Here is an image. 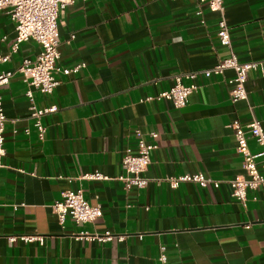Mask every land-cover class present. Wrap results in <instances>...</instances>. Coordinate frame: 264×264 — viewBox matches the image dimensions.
Wrapping results in <instances>:
<instances>
[{"label": "crops", "instance_id": "1", "mask_svg": "<svg viewBox=\"0 0 264 264\" xmlns=\"http://www.w3.org/2000/svg\"><path fill=\"white\" fill-rule=\"evenodd\" d=\"M232 49L242 62L264 61V0H223ZM219 14L198 0H74L60 11L59 65L84 64L58 75L51 94L33 89L42 116L40 138L30 115L27 85L18 67L41 51L35 39L13 50L16 30L0 14V85L6 115L0 167V264H264V188L244 201L230 181L246 176L236 150L233 122L264 120V72L251 70L247 98L233 101L232 71H203L230 55L218 38ZM196 89L185 106L147 100L177 75ZM28 130V131H27ZM139 130L157 144L144 172L149 183L126 189L122 158L136 152ZM153 134H157L156 137ZM252 152L260 146L249 139ZM100 172L105 179H83ZM203 173L219 183L183 181L171 188L157 178ZM82 189L103 210L94 222L58 221L53 204ZM85 232L124 235L121 240L82 239ZM39 235V241L9 236Z\"/></svg>", "mask_w": 264, "mask_h": 264}, {"label": "built area", "instance_id": "2", "mask_svg": "<svg viewBox=\"0 0 264 264\" xmlns=\"http://www.w3.org/2000/svg\"><path fill=\"white\" fill-rule=\"evenodd\" d=\"M86 1V0H85ZM206 3L213 11L218 12V38L220 43L230 50V55L219 60L213 67L205 69L203 74L207 77L217 74H224L226 70H231L232 77L228 80L230 86V96L233 101L244 100L247 98L246 81L248 73L251 70L264 72V61L242 62L232 49V39L230 28L228 26L223 0H198ZM74 0H0V14L6 12L14 21L16 37L13 44V50H16L19 44L29 39H35L41 45V51L34 59H26L17 71L21 73L23 81L27 85L26 95L30 102V115L35 120V126L40 138L44 137L45 127L41 118L56 109L55 106L39 108L33 102V89L39 90L46 94L54 92L59 84L58 75H68L76 73L83 67L82 64L73 66L59 65L60 59V39L58 30V17L60 11ZM9 60V54H0V63ZM14 70H5L0 73V85L7 84L14 74ZM196 74L188 73L184 76L177 75L174 84L169 89L163 90L155 97H148L147 100L168 99L176 108L185 106L190 94L196 89V84L189 85L183 82L184 78L194 79ZM6 115L3 109L2 96L0 94V167L2 158L5 153L4 149V130ZM234 136L236 139V150L242 156L243 167L246 176L238 177L230 181L232 195L244 201L250 190L264 188V120H252L246 125L233 122ZM28 131V130H27ZM138 136L136 152L127 151L123 158L122 164L125 174L119 176L123 181L124 187L143 188L149 183V179L144 176L150 164V155L153 149L157 147L156 143L148 142L137 130ZM154 137L157 134H153ZM253 138L260 146L258 152H252L249 147V139ZM83 179H105L107 176L100 172H88L82 174ZM168 182L171 188H177L183 181H191L206 187L210 184L219 186L217 181L205 176L203 173H186L179 176H170L157 178V182ZM53 210L57 215L58 221L63 224L69 216L75 224L82 225L94 222L103 214L100 204L92 205L84 196L82 189L67 190L63 192L62 198L53 204ZM88 240H121L124 235H116L111 232L103 234H89L85 232L80 236ZM11 241L21 239L24 242L39 241L43 243V237L39 235H11ZM158 264H169L164 252L158 257Z\"/></svg>", "mask_w": 264, "mask_h": 264}]
</instances>
